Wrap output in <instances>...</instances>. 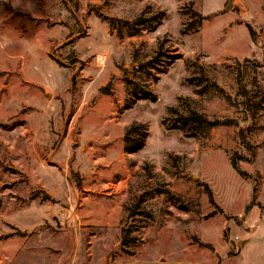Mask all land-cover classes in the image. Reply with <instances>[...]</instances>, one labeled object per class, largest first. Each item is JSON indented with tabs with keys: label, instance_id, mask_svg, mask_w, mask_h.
Segmentation results:
<instances>
[{
	"label": "rangeland",
	"instance_id": "obj_1",
	"mask_svg": "<svg viewBox=\"0 0 264 264\" xmlns=\"http://www.w3.org/2000/svg\"><path fill=\"white\" fill-rule=\"evenodd\" d=\"M263 215L264 0H0V264H226Z\"/></svg>",
	"mask_w": 264,
	"mask_h": 264
},
{
	"label": "crops",
	"instance_id": "obj_2",
	"mask_svg": "<svg viewBox=\"0 0 264 264\" xmlns=\"http://www.w3.org/2000/svg\"><path fill=\"white\" fill-rule=\"evenodd\" d=\"M260 224L250 231L246 232L241 247L237 254L232 258H226V264L235 262L236 264H264V215L258 217ZM258 224V223H257ZM129 264H205L201 259H151L142 261L141 263L130 262Z\"/></svg>",
	"mask_w": 264,
	"mask_h": 264
},
{
	"label": "trees",
	"instance_id": "obj_3",
	"mask_svg": "<svg viewBox=\"0 0 264 264\" xmlns=\"http://www.w3.org/2000/svg\"><path fill=\"white\" fill-rule=\"evenodd\" d=\"M248 27L251 30L250 26H248ZM252 34H253V32H252ZM157 59H158V54L155 55L150 61L151 62H155ZM185 119H191V120H193V121H195V122H197L199 124H204V125H207V126H210V127H215V126H219V125H226V124L231 123V121H229V120L209 119L205 115H203L202 113H199V112L194 111V110H192V112L188 116H186ZM141 127L142 126L140 124H138V125L132 126L129 129V132L126 135V140H125V150L127 152H134V151H136L138 149H141L143 147V144H144V137L143 136L146 133V129H142L141 130L143 132V135H142V137L136 138V140H135L136 142H133L134 138H131V136L129 134L131 132H136V131L140 130ZM232 165L236 168L235 159H232ZM206 189H207L210 201L213 204H216V202H215V200L213 198L212 191H211V189L209 188V186L207 184H206ZM124 240H125V234H124V231H123L122 239H121L122 244L124 243Z\"/></svg>",
	"mask_w": 264,
	"mask_h": 264
}]
</instances>
